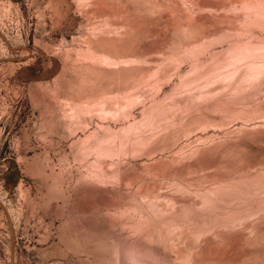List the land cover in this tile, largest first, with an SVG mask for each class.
<instances>
[{
  "label": "rangeland",
  "instance_id": "1",
  "mask_svg": "<svg viewBox=\"0 0 264 264\" xmlns=\"http://www.w3.org/2000/svg\"><path fill=\"white\" fill-rule=\"evenodd\" d=\"M254 46L264 0H0V264H264Z\"/></svg>",
  "mask_w": 264,
  "mask_h": 264
},
{
  "label": "bare ground",
  "instance_id": "2",
  "mask_svg": "<svg viewBox=\"0 0 264 264\" xmlns=\"http://www.w3.org/2000/svg\"><path fill=\"white\" fill-rule=\"evenodd\" d=\"M257 3V2H256ZM257 48L254 46L253 48H250L247 50V52L243 51V50H237L236 52H234V55H235V58L237 57H241L243 55H250L249 57H252V58H256L257 59H261V58H264V57H261L263 55H258V50H256ZM235 51V50H234ZM256 56V57H255ZM242 58V57H241Z\"/></svg>",
  "mask_w": 264,
  "mask_h": 264
}]
</instances>
